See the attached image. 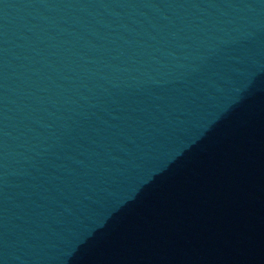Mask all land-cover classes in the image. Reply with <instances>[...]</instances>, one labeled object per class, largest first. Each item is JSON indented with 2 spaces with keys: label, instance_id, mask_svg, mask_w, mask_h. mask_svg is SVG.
<instances>
[{
  "label": "water",
  "instance_id": "1",
  "mask_svg": "<svg viewBox=\"0 0 264 264\" xmlns=\"http://www.w3.org/2000/svg\"><path fill=\"white\" fill-rule=\"evenodd\" d=\"M0 264H264V0H0Z\"/></svg>",
  "mask_w": 264,
  "mask_h": 264
}]
</instances>
